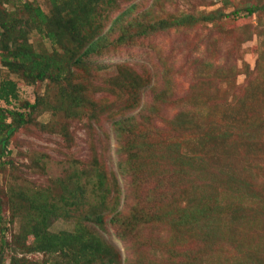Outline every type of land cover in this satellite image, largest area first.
I'll use <instances>...</instances> for the list:
<instances>
[{
  "label": "trees",
  "instance_id": "trees-1",
  "mask_svg": "<svg viewBox=\"0 0 264 264\" xmlns=\"http://www.w3.org/2000/svg\"><path fill=\"white\" fill-rule=\"evenodd\" d=\"M49 1L50 9L46 13L34 0H0L1 66L29 86L49 84L48 96H38L33 104L20 102V110L0 108V157L10 155L9 147L14 135L33 125V117L44 111L51 112L56 122L43 126L44 131L61 136L68 144L73 143L67 126L69 122L79 121L90 127L100 123L103 116L110 115L122 140L117 151L118 171L133 188L134 204L127 211L122 210L120 181L115 173L108 174L102 169L97 158L94 159V167L85 169H81L80 162L75 161L71 173L52 180L48 188L21 185V178L15 171L14 184L8 190L0 191V264H125L121 250L101 233L108 224V216L123 244L141 229L157 230L166 228L165 225L172 232H195L199 229L207 244L217 236L221 226L225 229L223 239L228 237L233 244L245 239L241 236L239 225L254 228L260 224L254 211L250 215L253 209L244 207L245 196L254 206L259 199L264 215V194L258 197L254 187L261 174L264 176V146L259 143V136L250 131L252 125L243 127L249 124V118L228 110L227 126L217 130L210 123L203 125L202 122L207 121L204 117L200 120L190 112L175 113L177 115L168 120L166 127L181 130L189 136L186 143L190 149L185 154L184 142L171 141L166 152L174 156L171 158L174 164L171 170L163 171L161 166L166 153L161 149L166 139L163 138L164 131L156 134L154 118L157 114L153 115L154 107H149L147 114L140 112L139 116H134L143 107L142 99L151 84L150 77L120 66L117 77L111 78L105 88L96 90L90 88L89 80L84 79L80 71L91 75L88 59L103 54L105 45L111 43L115 32L120 33L117 40L119 48L141 37L198 25H217L231 18L253 17L264 12V8L247 6L232 13L216 10L198 15L171 13L165 18L150 21L153 10L144 16L129 18L137 9L135 3L112 19L123 4L137 0ZM111 20L112 27L107 31ZM35 31L50 43L51 49L43 46L37 50L34 47L30 35ZM90 90L95 94L104 92L118 96L113 110L95 111ZM165 94L156 95L155 101L171 105L176 103H171L169 94ZM19 99L18 84L10 79L4 80L0 86V101L10 105ZM187 105L199 106L188 98ZM204 110L211 114L208 109ZM259 125L255 124L257 128ZM239 151L243 161L240 169H235L232 156ZM30 160L28 167L32 171L44 173L48 170L50 157L47 154L34 155ZM186 178L201 182L202 189L194 197L177 203L178 210L173 216L162 206L175 203L176 185L189 180ZM152 182L155 186H151ZM223 189L236 197L230 208H225L216 197ZM238 198L236 204L235 199ZM5 207L9 209L11 224L18 225V232L9 241L6 239ZM58 221L73 223L74 229L52 232ZM221 243L205 248L219 251ZM171 248L176 247L172 245ZM34 256H42V260L32 261L30 257ZM244 256L249 264L263 262L245 252ZM202 262V258L194 253L182 259V264ZM142 263L145 264L143 257L132 262Z\"/></svg>",
  "mask_w": 264,
  "mask_h": 264
},
{
  "label": "rangeland",
  "instance_id": "rangeland-1",
  "mask_svg": "<svg viewBox=\"0 0 264 264\" xmlns=\"http://www.w3.org/2000/svg\"><path fill=\"white\" fill-rule=\"evenodd\" d=\"M34 1L43 11L49 12L51 5L49 0ZM134 3L137 9L129 18L144 16L145 13L153 10L150 21L165 18L166 14L171 13L188 12L198 15L216 10L232 13L244 10L247 6L264 8V0H137L123 4L112 19L119 17ZM112 22L111 20L108 23L107 31L112 27ZM119 36V31L113 33L111 43L105 45V52L88 59L91 75L85 71H80V74L84 79L89 80L90 88L96 90L105 88L111 78L117 77L120 66H126L134 73L150 77L151 84L144 91L142 99L143 107L134 116H139L140 112L147 114L149 107H154L153 115L157 114L154 118L156 134L164 131L163 138L166 139L161 149L166 153L161 166L163 171L171 170L174 164L171 160L174 156L166 152L171 141L184 142L185 154H188L190 149L186 143L189 136L181 130L174 128L170 130L166 127L168 120L177 115L175 113L190 112L200 120L204 117L207 121L202 122L203 125L210 123L211 127L215 126L217 130H220L218 128L221 126H227L226 112L248 117L249 124L243 127L252 125L250 131L259 136V143L264 146V12L253 17L223 20L217 25H198L189 29L141 37L134 43L117 48L120 46L117 41ZM30 42L37 50L43 46L51 49L50 43L44 41L36 31L30 35ZM7 79L18 84L20 99L13 101L10 105L0 101V108L20 110V102L33 104L38 96H48L49 84L38 83L35 86H29L17 76L10 74L0 64V86ZM163 93H166L164 96L169 94L171 103H176L171 105L155 101L156 95ZM89 95L95 111L102 109L112 111L113 105L117 104L119 99L116 95L104 92L95 94L93 90H90ZM187 98L196 101L199 106L187 105ZM119 106L123 105L119 104ZM204 109H208L211 114L209 115ZM252 118L255 119L254 122L251 121ZM63 119L64 117L61 118ZM33 120V125L21 129L12 138L9 147L10 155L0 157V191L11 188L14 184L12 180L15 171H18L21 185L28 188H48L52 180H58L65 177L67 173L70 174L75 161H79L81 164L79 167L85 169L94 167V159L97 158L102 169L108 174L115 173L120 181L122 210L127 211L129 206L134 204L133 188L118 171L117 151L122 140L120 141L118 137L119 134L112 124L110 115L103 116L100 123L90 127L84 126L79 121L69 122L67 125L69 134L73 138L71 144L66 143L59 135L44 131L43 126L56 123L51 112L44 111L34 116ZM255 124L260 125L257 128ZM46 154L50 157L46 172H34L28 167L31 163L30 157ZM232 157L233 167L240 169L243 161L241 152L233 153ZM262 175L259 177L260 181L254 185L258 197L264 194V176ZM186 179L189 180L176 185L178 190L175 203L169 202L174 207L162 206L167 212H172L173 216L178 210L177 203L194 197L202 189V183L195 178ZM151 186H155V182H152ZM216 197L220 204L226 206L225 208L232 207L231 202L236 198L228 194L226 189L220 190ZM245 198L244 207L253 209L250 215L252 216L254 211L260 224L254 228H244L243 225H239L241 236L247 239L238 240L237 244H233L228 237L223 239L225 229L222 226L217 236L210 244H207L204 234L199 229L195 232L188 230L172 232L166 225V228L157 230L141 229L140 233H136L123 244L118 238L116 228L109 222L110 216L107 217L108 224L101 233L121 250L125 264H132L138 257H143L145 264H171L172 261L174 264H182L183 257L193 253L202 258L203 264H249L244 252L250 254L252 258H259L264 264L262 202L258 199L254 206L247 196ZM238 201L239 198L235 199L236 204ZM3 212L6 220V239L9 241L18 232V225L11 224V215L7 207ZM73 229V223L58 221L54 224L52 232ZM147 236V242L144 244ZM1 239L0 232V243ZM220 242L222 243L219 251L205 248L216 246ZM172 245L176 248L170 249ZM6 258L9 259V255H6ZM30 258L32 261L42 260V256ZM251 261L254 262V260ZM254 264H258L257 261Z\"/></svg>",
  "mask_w": 264,
  "mask_h": 264
}]
</instances>
